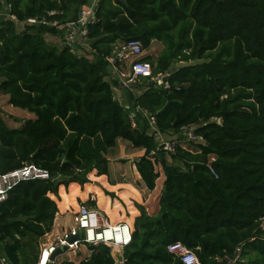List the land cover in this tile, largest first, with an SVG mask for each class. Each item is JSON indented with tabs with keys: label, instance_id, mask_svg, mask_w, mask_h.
<instances>
[{
	"label": "trees",
	"instance_id": "trees-1",
	"mask_svg": "<svg viewBox=\"0 0 264 264\" xmlns=\"http://www.w3.org/2000/svg\"><path fill=\"white\" fill-rule=\"evenodd\" d=\"M89 3L1 0L0 12L9 7L15 20L0 19V92L35 118L11 129L0 115V173L33 163L51 180L23 182L0 204V256L9 264H35L59 212L51 196L61 201L60 188L72 184L87 185L83 197L96 191L90 175L109 174L106 155L123 139L145 150L135 165L148 190L160 178L157 166L165 174L158 213L137 204L140 216L124 264H183L168 251L176 242L201 264H264V0H99L97 21L88 25L94 60L47 42V35L63 30L25 24L55 11L48 19L66 25ZM17 23L25 25L22 31ZM134 40L144 50L161 42L158 57L142 61L154 76L169 74L168 88L139 78L132 87L142 94L128 89L134 109L153 115L163 134L193 127L203 143L187 142L171 157L150 156L157 149L150 125L134 126L131 111L115 96L119 82L107 80L105 59L120 51L118 43ZM176 63L188 64L173 71ZM71 188L68 195L62 191L65 206L79 194ZM96 192L108 211L109 200ZM81 205L98 208L92 198ZM121 211L115 204L108 214L115 222L128 220ZM130 213L128 222L136 216L131 206ZM93 249L79 264H117L111 248Z\"/></svg>",
	"mask_w": 264,
	"mask_h": 264
},
{
	"label": "built area",
	"instance_id": "built-area-1",
	"mask_svg": "<svg viewBox=\"0 0 264 264\" xmlns=\"http://www.w3.org/2000/svg\"><path fill=\"white\" fill-rule=\"evenodd\" d=\"M9 8V7H7ZM83 9V8H82ZM97 7L83 10V16L75 22H69L66 25H60L57 21L51 22L48 18L55 16L57 12H48L46 16L41 18L35 17L27 20V25H44L56 27L58 29H66V42L68 46L76 48L78 43L87 44L90 41L88 29L89 24L96 23ZM10 16V14H9ZM12 20L14 17L10 16ZM144 48L141 41L134 40L121 45L120 51L115 53L114 57L107 58L111 64H115L119 59L124 57L133 58L129 72H120L119 78L122 88L131 89L139 78H149L152 82H156L159 87L168 88L169 83L165 80L169 74L153 75V67L150 63L142 61ZM140 113L148 120L155 136L157 149L151 151L150 156L153 157L157 152H164L168 157L177 153L179 147H183V143L195 142L203 143V139L195 133V128H185L182 130L184 139L167 138L157 129L156 119L147 111L140 110ZM133 120V116L131 115ZM135 126V125H134ZM184 141V142H183ZM214 160V159H212ZM49 181L51 175L48 171L36 166L33 163H27L22 168L0 173V204L5 202L10 192L19 184L29 181ZM261 229L264 230V217L261 220ZM134 225L126 221L111 223L106 213L99 209L90 208L86 205H80L79 210L74 213V225L68 227L61 234L52 236L51 233L44 237V242L40 248L38 258L35 264H55L60 256L73 254L80 256L83 248L87 249L84 257L80 256L79 260L67 261L79 264L91 259L94 253V246L105 245L115 251L116 254H122L124 249L133 242ZM61 250L62 253L52 261V256ZM171 254L176 255L183 264H201L197 255L187 248L181 242H176L168 247ZM122 252V253H121ZM114 257V254L112 253ZM115 259V258H114ZM0 264H9L6 259L0 256ZM117 264H124L123 258Z\"/></svg>",
	"mask_w": 264,
	"mask_h": 264
},
{
	"label": "crops",
	"instance_id": "crops-1",
	"mask_svg": "<svg viewBox=\"0 0 264 264\" xmlns=\"http://www.w3.org/2000/svg\"><path fill=\"white\" fill-rule=\"evenodd\" d=\"M98 2H99V0H90L89 5L84 6L83 10L84 9L87 10L89 8L97 7ZM0 3H1V0H0ZM6 11H7V8H4V10L0 12V19L7 17V14L5 13ZM7 18H10V16H8ZM17 24H23V23H17ZM59 30H63V33L61 35H57V36L47 35L46 36V40H47V42H49L52 45H55L57 47H63L64 45H67V42H66V29L65 28H61ZM121 45L122 44L118 43L117 47H120ZM163 50H164V45L161 42L153 41L151 47L149 49H147V50H144V54H143L142 58L147 57V56H152L154 58H157L158 55ZM76 51H77V53L80 56H86V57H88L91 60L95 59V53L92 50V48L90 46V43H87V44L78 43L77 46H76ZM105 60L108 63V66H109V77L107 78V80L110 81V82H115L117 80L119 82V86L115 85V87H114V92H115L116 98L119 99L120 102L128 110L131 111V115L133 116L134 125L135 126H139V128L143 129L145 127V122L147 123L148 120L144 116H142V117L139 116V114H140L139 113L140 112L139 108L134 109L135 105H134V102L131 99V96L129 94V90L122 88L121 83H120V78H119V73L120 72H126L127 69L130 68V65H131V63L133 61V58L124 57V58L119 59L115 64H111L107 59H105ZM130 90L134 93L135 96H138V95L142 94V91L139 90V89L135 90V88L132 87ZM29 119H32V118H29ZM148 124H149V122H148ZM149 132H150V134H152V130L151 131L149 130ZM164 135L167 138H170V139H172V138H177V139L179 138L181 140L184 139V136L182 135V133L180 135L179 134L178 135L164 134ZM117 144H118V141H117ZM185 144H183L184 148L187 147V145H185ZM112 149H114V148H112ZM110 150H109V152H110ZM135 150H136V152L135 151L134 152L131 151L130 153L133 156L137 155L136 156V160L141 158L142 156H144L145 150H140V149H135ZM109 152L106 155L107 159L109 160V174L108 175H103V176H97L96 173H95V175L92 176L93 179L90 178L92 183L88 184V185L91 186L93 184L94 186H98L99 188H102L101 190L100 189L99 190L103 193L104 197L107 200H109V204L110 205L113 204V208H115V204H118L120 207H122V201L124 203H128L129 200H130L129 197H131V196L135 197V199L138 200L141 197V193L131 183H129L127 178H125L127 170H119V171H121V175L112 176L113 172L111 173V169H110V165L112 163V159L109 156ZM135 161H134V168H135L136 175H137V176L136 175L135 176L138 178V181H140V183L143 184L141 176H140L139 172L137 171V168H136V165H135ZM115 171H117V170H115ZM161 177L159 179H161ZM162 179H163L162 185L164 186V181H165V176L164 175H163ZM157 183H158V181H157ZM72 186L78 187L80 189L79 194L74 198V202L69 203L68 205L65 206L64 202H63V198H62V191H64V193L66 195H68V193L69 194L71 193V190H72L71 187ZM163 186L162 187H160V186L158 187V184H157L155 190H153V191L149 190V192H155V191H161L162 192L163 191ZM120 189H124V190L121 191ZM104 190H107L110 193H115L116 194V196H117V198H115L116 199V201H115L116 203L113 202V199L110 196H106L105 195ZM132 190L135 191L136 194H133ZM96 191H90L85 197H83L82 195H83L84 192L82 190V187L80 185H78V184H72V185H70L69 188H65V187H61L60 188L61 201H59L56 197L51 196V198L56 200V202L58 204V208H59V212L56 215V219H55V222H54V227H53V231L51 232V235L52 236L59 235L64 230H66L68 227L73 226L74 225V213H75L73 211L79 210L80 205L85 203V202H87L90 198H92V200H95L97 202V206L101 207V205L99 204V197H98V194H97ZM141 199H142V197H141ZM97 209L102 210L100 208H97ZM159 209L160 208L155 210L153 215H156L158 213ZM105 213L107 214L106 211H105ZM107 216L109 217L108 214H107ZM138 216H140V212L136 211L135 219ZM120 221H122V220H120ZM117 222H119V221H117ZM42 241H44V238L42 239ZM117 255H118V257L114 256V258H115L116 262L118 263V261H120L122 259L123 254H117ZM255 255H256V253L251 251V253L249 254L248 257H249L250 260H253ZM230 264H234V262H231Z\"/></svg>",
	"mask_w": 264,
	"mask_h": 264
},
{
	"label": "rangeland",
	"instance_id": "rangeland-1",
	"mask_svg": "<svg viewBox=\"0 0 264 264\" xmlns=\"http://www.w3.org/2000/svg\"><path fill=\"white\" fill-rule=\"evenodd\" d=\"M5 13L7 14V17H8L10 14L9 8H7V11ZM24 27H25L24 24H17L18 31H22L24 29ZM198 62L199 61H194V62H190L189 64H195ZM187 64L188 63H176L172 66V70L174 71V70H176V69H178L184 65H187ZM129 71H130V69L128 68L126 72H129ZM0 109L3 110V112H4V113L0 112V115L3 117V119L7 123L8 127H10L11 129H18L22 126V124L25 120H28L29 118H32V119L35 118L34 114H32L26 110L19 109V108H16V107H13L12 105H10L9 104V96L5 95L1 92H0ZM183 144H185V143H183ZM185 145H187V144H185ZM189 147L192 148L193 150H195L193 148V146L190 145ZM131 151L136 152L135 148L131 145V143L129 141L119 139L118 144L114 147V149H111L109 152V156L112 159V163L110 165L111 173L113 172L112 176L121 175V171H119V170H127L125 178H127L129 183H131L141 193L142 199L140 197V199H138L139 201L136 200L135 197H133V196L130 197V200L128 203H124L122 201V207H121L122 211L119 213L122 214L123 216H125L128 220L132 216L130 213V206L132 208H134L137 212H140L137 208V204L144 205L147 213L150 215H153L155 210L160 208L159 203H160V199L162 196L161 191L149 192V190L144 186V184H142V183H140V181H138V178L136 177L137 176L136 171L134 168V161L136 160L137 155L133 156L130 153ZM170 163H172V162L170 161ZM115 170H117L118 172ZM157 171L160 173V177L162 176L161 179L158 180L157 184H158V187L159 186L162 187L163 186L162 185V181H163L162 178H163V175L165 176V174L163 173L161 166H157ZM93 175H95V172L90 175L91 179H93V177H92ZM91 186L95 187L96 190L102 189V188H99L98 186H94L93 184ZM82 190H83V192H85L86 186L82 187ZM120 190L123 191L124 189H120ZM104 193L106 196H108L107 190H104ZM133 194H136V192L133 191ZM115 201H116V199L115 200L113 199V202H115ZM98 208L102 209L103 212L105 213V210L102 207L98 206ZM106 212H107V214H108V212H110V213L114 212L113 204L110 205L108 211H106ZM128 220H125V221L128 222ZM135 220L136 219L134 217L133 221L128 222V223L131 225H135V222H134ZM110 221H111V223H115V221L112 220L111 217H110ZM43 242L44 241L41 240L40 248H41ZM39 251H40V249H39ZM86 253H87V249L83 248L82 251L80 252V256L84 257L86 255ZM112 253L114 254V256L118 257V255L115 253V251H112ZM38 254H39V252H38ZM80 256H75L73 254H68L67 256L62 255L56 260L55 264H62L63 261H67L68 259L79 260Z\"/></svg>",
	"mask_w": 264,
	"mask_h": 264
},
{
	"label": "water",
	"instance_id": "water-1",
	"mask_svg": "<svg viewBox=\"0 0 264 264\" xmlns=\"http://www.w3.org/2000/svg\"><path fill=\"white\" fill-rule=\"evenodd\" d=\"M120 2L125 4V0H119ZM216 1V0H214ZM83 16V9L80 10L79 12V17L81 18ZM153 83V82H152ZM1 113H4L3 110L0 109ZM62 253L61 250H58L53 256H52V261H55L56 257H58Z\"/></svg>",
	"mask_w": 264,
	"mask_h": 264
}]
</instances>
